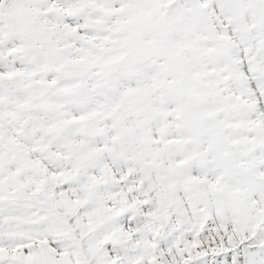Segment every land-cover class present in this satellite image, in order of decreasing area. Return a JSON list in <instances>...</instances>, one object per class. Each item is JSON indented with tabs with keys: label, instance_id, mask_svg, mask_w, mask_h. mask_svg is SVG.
<instances>
[{
	"label": "snow or ice",
	"instance_id": "obj_1",
	"mask_svg": "<svg viewBox=\"0 0 264 264\" xmlns=\"http://www.w3.org/2000/svg\"><path fill=\"white\" fill-rule=\"evenodd\" d=\"M0 264H264V0H0Z\"/></svg>",
	"mask_w": 264,
	"mask_h": 264
}]
</instances>
